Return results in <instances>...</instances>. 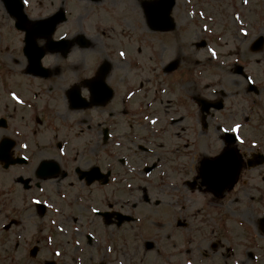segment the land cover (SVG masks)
I'll use <instances>...</instances> for the list:
<instances>
[{
  "label": "flooded vegetation",
  "instance_id": "1",
  "mask_svg": "<svg viewBox=\"0 0 264 264\" xmlns=\"http://www.w3.org/2000/svg\"><path fill=\"white\" fill-rule=\"evenodd\" d=\"M157 1L0 0V264H147V222L154 244L173 237L180 264H264V240L256 259L243 234L261 232L259 216L242 211L264 202L252 190L264 183V1L174 0V39L192 37L170 59L150 38L172 33L149 22ZM215 4L226 39L206 34ZM40 20L45 34L27 45ZM228 41L232 62L203 50ZM225 152L241 167L214 193L200 163ZM199 188L202 215L183 203Z\"/></svg>",
  "mask_w": 264,
  "mask_h": 264
},
{
  "label": "rangeland",
  "instance_id": "2",
  "mask_svg": "<svg viewBox=\"0 0 264 264\" xmlns=\"http://www.w3.org/2000/svg\"><path fill=\"white\" fill-rule=\"evenodd\" d=\"M258 1L260 2V1H264V0H258ZM212 7L215 8L214 9L215 13H214L213 17H215L216 20L211 21L213 23H212V26L209 27L208 31H210L209 33L211 34V36L213 38H217L218 37L219 39H222V38L225 37L224 39H226L228 37V35H232V32H233L232 26L228 27V28H225L222 25V22H221V19H220V15H221L222 9H224L223 7H221L222 8L221 9L219 4H215ZM130 12L133 15L132 18L134 19V13L132 12V10ZM177 30L178 29H176V28L173 29L171 35H166L165 36L163 34H161V35L160 34H153V35L150 36V38L154 42H157V43H160V44L162 42H164V44L166 45L165 47L167 48V53H166L167 59L172 58V56H170V51H173V49H176L180 45L181 46L184 45L185 44L184 41L190 40L191 37H192V32H191L190 29H183V31L181 32L180 38H178L176 40V39H174V35H175V33H177ZM224 33H226L225 36H224ZM131 34H132L133 40H134L135 39V30H133ZM207 35H209V34L207 33ZM164 36H165V39H163ZM167 37H169V38L167 39ZM183 38H184V41H183ZM212 40H214V39H212ZM209 46H211L214 49V53L217 55V57L219 56L218 60H221L225 56L231 55L228 58H226L227 59L226 62L229 63V62L233 61L232 57H233V53L234 52H232V50H233V48H237V45L235 43L228 41V42L220 43V44H217V45L216 44H209ZM223 61H225V60H222V62ZM243 130L246 133V129L243 128ZM262 188L264 189V186H262ZM196 196H198V194H196ZM201 197H202V195H201ZM201 197L196 198L197 199V204L196 203L194 204L192 202L194 208H199V204L202 202V198ZM245 210H242V211L245 214V216H247V214H248V212H250V210H248V209H247V211H245ZM258 213L260 214L259 216L264 214V207L262 208V211H258ZM149 217H152L151 213L149 214ZM254 218H256V217H254ZM256 219H258V217ZM154 229H155V227H154ZM148 230L149 229L147 228V231ZM150 230H152V228ZM147 231L145 229H143V231H142L143 239H148L149 238V234H153V233H147ZM127 238L129 239V236L127 234L119 235V237H118V245H120V241L122 239H124V241H123V244H124L126 242ZM140 253H142V254L144 253L143 248L142 249L140 248ZM163 254H165V253L163 252ZM149 256H151V257H149ZM147 257H148L147 264H156L157 261H159V264H166L164 262H161V260L156 259L154 257V255H153V253H151L150 251L147 252ZM167 260L171 264H176V261H177L174 258H168ZM204 264H211V262L208 261V262H205Z\"/></svg>",
  "mask_w": 264,
  "mask_h": 264
},
{
  "label": "snow or ice",
  "instance_id": "3",
  "mask_svg": "<svg viewBox=\"0 0 264 264\" xmlns=\"http://www.w3.org/2000/svg\"><path fill=\"white\" fill-rule=\"evenodd\" d=\"M124 53H120V56L123 57ZM15 99V97H13ZM152 123H155V121H152ZM233 131H235V129H233ZM93 211H95V209H93Z\"/></svg>",
  "mask_w": 264,
  "mask_h": 264
},
{
  "label": "water",
  "instance_id": "4",
  "mask_svg": "<svg viewBox=\"0 0 264 264\" xmlns=\"http://www.w3.org/2000/svg\"><path fill=\"white\" fill-rule=\"evenodd\" d=\"M167 21V20H166Z\"/></svg>",
  "mask_w": 264,
  "mask_h": 264
}]
</instances>
